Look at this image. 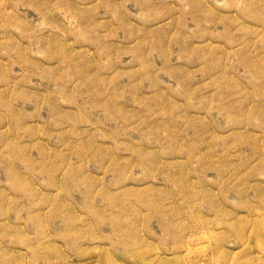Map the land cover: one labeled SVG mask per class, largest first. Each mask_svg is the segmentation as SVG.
<instances>
[{
	"label": "rangeland",
	"instance_id": "374dc122",
	"mask_svg": "<svg viewBox=\"0 0 264 264\" xmlns=\"http://www.w3.org/2000/svg\"><path fill=\"white\" fill-rule=\"evenodd\" d=\"M0 264H264V0H0Z\"/></svg>",
	"mask_w": 264,
	"mask_h": 264
}]
</instances>
